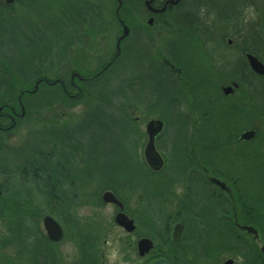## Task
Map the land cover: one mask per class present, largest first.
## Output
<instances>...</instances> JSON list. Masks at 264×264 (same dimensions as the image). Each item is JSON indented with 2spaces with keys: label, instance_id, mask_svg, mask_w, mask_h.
Masks as SVG:
<instances>
[{
  "label": "trees",
  "instance_id": "1",
  "mask_svg": "<svg viewBox=\"0 0 264 264\" xmlns=\"http://www.w3.org/2000/svg\"><path fill=\"white\" fill-rule=\"evenodd\" d=\"M2 1L0 0V3ZM218 1L213 2L218 5ZM121 2L119 8L117 0H53L49 6H46V0H13L10 4H0V111L2 113L19 112L21 106H26L28 109L27 99L37 96L44 89L47 91L42 97L41 106L46 108L61 99H67L70 102L78 101L80 96L92 101L89 102L88 109L81 118L64 130L63 136L54 137L58 149L50 150L48 143L41 146L37 144L36 149L27 147L28 152L24 161H18L11 172L0 168L1 173L7 175L10 172L20 181V187H31L42 201L48 203V206L55 204L50 198L55 196L56 203L68 211L72 208L73 197H77V194L75 171L72 169L65 147L68 146L71 149L74 143H78L83 151L84 166L81 177L86 180L85 182L95 184L99 190L114 191L115 196L122 202L120 193L127 191L142 193V207L146 203H158V207L154 214L150 215L149 220L138 219L143 231L152 238L155 235L156 240L164 244V249H168L161 255L154 250L152 255H149L150 258L164 257L170 264H212L209 261H213L220 255L233 253L243 259L242 264H259L260 259L261 264H264V254L260 253L257 246L250 245L249 248V245L240 239L238 230L231 223L223 222L222 218L226 211L233 210V212H239L235 218L238 222H255L259 211H261V218L264 216V190L261 192V188H264L262 187L264 186V164L259 167L258 175L254 178L250 177L251 182L247 188L242 185L244 179L241 176L228 175L229 180L233 181L237 187V191L234 190L236 199L233 195L229 198L232 201L226 198L229 203L224 198H217L215 192L209 190L208 181L204 182L201 179L199 181L191 173L193 162L195 164L202 162L209 166L213 173L220 174L223 171L217 166L209 150L224 146L235 149L238 145L236 134L242 129L253 128L255 121L259 122L261 130L263 129L264 75L259 76L250 69L245 53L257 56L264 63V6H260L257 0H247L238 4L236 9L234 6L226 5L229 10L224 11L222 10L224 4L219 7L220 10H216L213 9L212 2L209 5H203L200 0H180L176 7L166 11L165 13L168 12L173 17L175 23L173 33L177 35L176 40L167 50L166 57L170 63L180 69L179 78L173 80L170 85L159 81L155 74L144 70V67L154 60L151 53L141 58L137 56L133 62H130L127 59L130 53L125 47H122L117 57L102 74L82 82L76 98H70L60 86L49 84L54 79H49L47 75V72L51 70L49 60L52 62L57 60L55 65H62L60 55L63 54L62 58L65 60V54L72 43L80 42L77 30L81 27L78 20L83 13L82 9H85V18H87L84 24L92 39L90 30L99 24L98 20L108 7L111 9L110 17L113 23H116L118 17L128 18L126 2L125 0ZM247 4L257 12V19L254 20L255 22L249 21L240 29L237 22L239 19L243 22L240 15ZM22 7L25 8V12L21 10ZM40 8H43V11H40ZM114 10H117V14ZM199 11L204 17L210 16L212 19L216 17L211 27L218 34L219 39L223 40L227 36L225 33L227 29L232 28V35L241 44L237 59L230 61L225 55L217 56L213 55L212 51L205 52L203 46L207 43H202L198 36L193 34L198 26L207 29L210 27L199 16ZM6 36L8 38H5ZM181 37L186 39L194 37L196 41V46L193 50L191 49L190 61L187 58L184 60V56L178 52L182 43ZM201 47L204 52L203 59H194L197 57L196 51L199 52ZM207 60H210V63H207ZM46 62L49 64L45 65ZM135 66L142 67L144 72H137L136 77H133L134 74L130 72L131 77L127 78L128 69ZM161 66L167 69L163 62ZM62 68H66L64 63ZM167 71L169 76L175 75L168 69ZM91 74L84 75L88 77ZM180 82L187 89L189 88L191 110L196 115L197 123L195 122L194 125L196 131L193 130L194 137L193 140L190 139L189 123L185 121L182 125L186 132L184 139L186 152L181 151L177 158L168 155L166 167L164 166L160 172H153L139 154L140 136L130 108L135 109L139 105L143 107V110L146 109L145 115L154 114L157 117H163L160 109L166 103L173 104V101H169L168 98L175 93ZM216 82H235L238 85L236 96L240 101H232L222 109L219 108L228 98L222 95ZM209 84L211 89L207 90L206 86ZM35 87L36 90L32 92ZM135 87L139 91V97H132L136 100L128 99L126 88ZM146 90L149 98L145 101L143 98L147 94ZM216 94L220 95L219 100ZM222 114L228 119L224 123V128L218 130L222 137L214 136L212 139V135H209L211 121L214 117L218 120ZM229 133H231L230 137ZM161 139L162 137L158 141L160 142ZM261 140H264V134ZM165 150L169 154L166 146ZM171 168L174 169V174L168 177L170 182H167L168 178L167 180L164 178L163 181L158 179V175ZM180 181L184 182L185 198L179 202L178 214L184 220L186 228L182 244L174 246L170 240L171 228L167 221L168 216H163L161 207L169 198L173 186ZM151 182L157 189L153 193L147 189V185ZM199 182H204V187H208L205 188L204 197L207 205H203V209L206 208L203 214L195 212V202L192 199L196 184ZM68 188L73 190L70 197L67 195ZM6 194L8 192L3 187L0 199H6ZM20 195L16 192L11 196L15 201L9 203V206L8 203L5 204L8 213L16 214L9 223V242L17 244L26 251L24 258L26 257L28 264L38 262L59 264V257H56V252L53 251L55 243L50 242L45 232L37 231L35 224L30 222L31 207L27 205L24 216L18 214L22 211L21 206L17 205L20 203L17 202ZM24 196L27 199L33 197L28 193ZM247 213L251 220L249 217L247 219ZM209 226L212 230L208 228ZM206 235L205 240L203 236ZM79 237L75 243L78 250L77 264H98L96 245H94L98 240L97 233L85 230ZM200 240L202 242L205 240L206 243L204 241L203 244ZM199 244L200 251L196 246Z\"/></svg>",
  "mask_w": 264,
  "mask_h": 264
},
{
  "label": "rangeland",
  "instance_id": "2",
  "mask_svg": "<svg viewBox=\"0 0 264 264\" xmlns=\"http://www.w3.org/2000/svg\"><path fill=\"white\" fill-rule=\"evenodd\" d=\"M51 1L53 2V0H46V6H49ZM213 1L216 0H200V2H203V5H209L212 2L213 9L216 10H220L219 7L223 4L225 5V3L228 6H234V8L236 9L238 7V4L244 3L247 0H219L218 5L214 4ZM125 2L127 5L126 14L128 18L123 19L120 17V19L124 20L126 24H144L146 19L148 18V13L143 5V0H125ZM257 2L260 6H264V0H257ZM3 3H5V0H3L0 4ZM108 9L103 11V18L101 17L98 20V22L102 21V25H95V29L90 30L92 39H90L87 26L86 24H84L87 18H85V9H82L83 13L80 15V18L78 20V23L81 25V27L77 30V36L79 35L78 37L80 39V42L82 41L83 43H72L71 47L68 49L69 51H67L65 54V60L67 61L63 60L62 54L60 55L61 62H68V64L74 67H78L84 74L97 72L101 68V65L98 63L101 62L102 59H105L104 61H106L112 55V53L114 52L113 50L115 46V38L119 33V27L117 25L118 23L116 24L112 22V19L110 17L111 9ZM21 10L23 12L26 11L24 7H22ZM40 11H43V8H40ZM198 14L202 17L203 21L210 26L208 27L209 29L198 26V28L193 31V34L197 35L202 43H207L203 46L205 52L212 51L213 55L215 54L217 56L225 55L230 61L237 59V55H239L238 49L240 48L241 44L240 41H238L237 38L232 35V28L229 27V29H227L228 31L225 32L227 36L223 40H221L219 39L218 34L211 27V25L213 24L212 21H214V18L216 20V17H213V19L210 16L204 17L200 11L198 12ZM240 17L242 18L243 22L239 19V22L237 23H239L241 29L246 26L244 24L257 19V12L254 8L249 7V5L247 4L243 9ZM174 25L175 23L173 21V17L167 12L161 16V19L158 21V24L155 28V30L161 31V37H154V31L148 30L143 35V41H140L139 39L137 40L136 38L134 39L132 35V37H129L124 44V47L130 53V55L127 56V59L130 62H133V60L137 56L141 58V56H147L148 53H151V57L154 60L150 61L148 66L144 67V70L148 71L149 73L151 72L155 74L156 78L166 85L167 83H169L170 85L173 80L179 78V76H168L165 69H163V67L161 66L163 59L169 61L166 57V52L177 37L176 33H173V31L175 30ZM143 33L144 32H142V34ZM5 38L8 37L6 36ZM193 38L186 39L184 37H181L182 43L181 47L178 49V52L184 56V60L185 58H187L188 61H190L189 57L191 56V51L193 50L194 46H196V41ZM198 47H196V50H198ZM203 47H201L199 52L196 51L197 57H194V59H203ZM2 53H5V51H2ZM49 63L46 62L45 65H51V70L47 72L49 79H51L57 75H54V73L59 74V71L57 70L59 69V67L62 68L63 63L62 65H55V62H52L51 60H49ZM207 63H210V60H207ZM144 70L142 67L138 66L129 68L128 72L126 73V77H131L129 74L130 72L134 74L133 77H136L137 72L141 71L142 73L144 72ZM64 79L67 80L66 77H64ZM216 83L218 87H223L229 84L222 82ZM216 83L213 84L216 85ZM209 86L210 84L206 86L207 90L211 89ZM178 89L180 90L178 91ZM46 91V89H44L43 91L41 90L37 96L29 97L27 99L29 108L27 109L26 106H23L24 113L16 120L13 128L5 132H0V168H4L6 171L10 172L13 171V169L17 166L18 161H24L28 152L27 147L30 146L36 149L38 148L37 144L41 146L44 143H48V148L50 150L58 149V145L54 137L58 135L63 136L64 130L75 124L88 109L89 102H92L91 100L81 98L80 96V99L78 101L70 102L67 99H61L57 100L55 103L53 102V105L51 107L46 108L44 106H41V100ZM125 91L128 99L136 100L133 99V96H135L136 98L139 97V91L136 87L132 89L126 88ZM176 91L172 96L168 98L169 101H173V104L168 105V103H166V105L162 109H160V112L163 115L161 119L164 121V129L160 135V137H162L161 141H156V149L163 157L165 167L167 164L166 158L168 157V155H171L173 158H177V155H179L181 151L186 150L184 142L186 132L184 131V127L182 125L185 123V121L189 123V138L193 140L194 137L193 129L196 122V115L191 110L192 103L189 95V88L187 89L186 86H184L183 83L180 82ZM71 92L75 93L74 91ZM146 93L147 94H145L143 98L145 101L149 98V93L147 90ZM213 95L215 94L213 93ZM236 95H234L231 99L223 101L219 108L222 109V107L231 104L232 101L239 102L240 100ZM216 97L217 100H219L220 95L216 94ZM214 109L215 114L217 105L214 107ZM144 110L143 107H140L139 105L135 109L130 108V111L138 119V121L136 122V127L137 132L140 136L139 154L142 157L143 149L147 139L145 133V124L151 118H160L154 114L145 115L146 113H144ZM227 121L228 119L226 117H223V114L218 118V120H216V118L214 117V119L211 121L212 126L209 131V135H212V139L214 136H216V138L222 137L220 131L218 130L224 128V123ZM252 129L256 131L257 138L253 141L238 144L236 145L235 149L224 146L212 151L209 150V153L212 156L213 160L223 171L216 176L227 183V185L232 190L231 194L233 195L234 199H236L237 197L234 192V190L237 191V187H235L233 181L229 180V176H231L232 174L241 176L242 179H244L242 185L247 188V185L251 182L250 177L254 178L256 175H258L260 173L259 167H262L264 164V140H261L264 134V126L261 130V124L255 121ZM73 145L74 146H72L71 149H69L68 146L65 145L67 146L65 148L68 151V156L72 163V169L75 171V190L77 194V197H73L74 203L72 205V208L68 211L63 206H60L56 203L55 196H50L55 204L48 206V203L46 201H42V199L37 194H35L34 190L31 187H20V181L14 178L10 172H8L6 175L2 174L0 171V188L2 190V188L4 187V189L8 192V194H6V199H0V264H28L26 257L24 258L26 251H24V249L22 250V247L17 246V244L9 242V223L12 220L11 218L15 217L16 214L8 213V210H6L5 208V204L8 203L9 206V203H13L15 201L13 198H11V196H13V194H15L16 192L21 194L19 196V199L17 200V202L20 203H17V205L21 206L22 211H20V213L18 214L24 216L27 205L30 206L32 219L30 222L35 224L37 231L43 232L41 217L45 214L52 216L63 228V239L53 246V251L56 252V257H59V264H77L78 250L75 243L80 238L79 235H83L85 230H87L88 232L92 230L97 233L98 240L94 245H96L98 264H107L106 251L108 240L113 236L114 233H117V230H119L118 238L120 239V253L125 264H142L144 262V259L147 258L139 257L137 251L135 250L136 240L140 237L151 238L156 247L155 252H157L158 255H161L164 253V251H167L168 249H164V244H162L161 241L156 240L155 235L153 238L150 237L149 234L143 231L142 225L138 222V219H141L142 221L149 220L150 215H153L156 208L158 207V203H154L156 205L152 203H146L142 207V193H132L127 191L122 192V194L120 193V197L122 198L125 205L124 207L126 208L124 209V212L129 217L134 219L137 226V229L132 233L124 231L114 222V215L117 212V207L111 203H104L101 200L102 194L109 189L99 190L95 184L85 182L86 180L82 179L81 176L84 166L83 151L78 143H74ZM165 146L167 147L169 154L165 150ZM193 163L194 164L191 167V173L196 179L197 176H199L197 172L198 166L197 163ZM173 174L174 169H167L161 175H158V179L163 181V179L165 178V180H167V178H170ZM262 176L263 172L261 170V178ZM201 178H203L201 180L205 182V178ZM167 182H170V180ZM204 182H199L198 184H196L195 193L193 194L192 198L195 202V212L202 214L206 210V208L203 209V205L206 204L204 197L205 188H208L204 187ZM183 184L184 182L180 181L178 184H175L173 186L169 198L164 201L161 207L164 214L163 216H168L167 221H169L170 223V228L175 222L184 223V220L181 219L178 214L179 202L185 198V187ZM153 185V182L147 185V189L150 193H153L157 190ZM210 188L213 189L211 186ZM263 190L264 188H261V192ZM67 191V195L70 197L73 190L71 188H68ZM26 193L33 197L31 199H27V197L25 198L24 195H26ZM254 193H257V189L254 191ZM215 194L217 193L215 192ZM219 194L221 193L219 192ZM221 195L222 196L217 194L216 197L224 198L227 203H229L228 200L230 199L228 198V193L222 192ZM140 209L141 211H139ZM226 212L229 213L227 214L228 216L232 217V211ZM248 217L249 213H247V219ZM240 218L242 219V217ZM249 219L251 220V217H249ZM253 219H255V217H253ZM248 224L254 225V229L257 230V233L258 231L262 232L263 236L261 237V245H259L258 237L256 239L253 236H250L249 234L241 231H238L237 233H239V236H241L240 239L243 240L246 245H249V248L250 245H256L259 249L262 245H264V216L261 218V225L259 224L258 219L255 220V222ZM184 226H186L185 223ZM210 227L211 226H209L208 228L211 229ZM203 237L206 240L207 235ZM200 241L204 244V241ZM69 245H71L75 249L74 253L68 251ZM196 246H198V250L200 251L201 245L199 244ZM23 248L25 247L23 246ZM231 258L237 259L236 264H242V261L238 258V256L233 253L220 255L218 258L212 261V264H224L226 260ZM37 264L40 263L38 262ZM43 264L48 263L44 262Z\"/></svg>",
  "mask_w": 264,
  "mask_h": 264
},
{
  "label": "flooded vegetation",
  "instance_id": "3",
  "mask_svg": "<svg viewBox=\"0 0 264 264\" xmlns=\"http://www.w3.org/2000/svg\"><path fill=\"white\" fill-rule=\"evenodd\" d=\"M144 1V0H143ZM168 1V0H153L152 2V7L153 8H161L165 2ZM180 2V0H179ZM178 5L175 4V5H171L169 6V4H166V8L163 12H159V13H152L150 11L147 10V13H148V18L146 19L145 23L144 24H126L123 20H121L120 18H117L116 19V24L118 25L119 27V33L117 34L116 38H115V46H114V52L112 53V55L106 60L104 61L105 59H102L101 62H99L98 64L101 65V68L97 71V72H93L91 75H89L88 77L84 75V73L82 71H80V69L78 67H74L70 64H68V62L66 63L65 61V67L66 68H60L57 70L59 71V74L56 73L55 77H53L54 79L50 82H52V85H58L60 86L63 91L70 97V98H76V96L78 95V92L81 88V84L82 82L84 83L85 81H88L89 79L91 78H94L96 77L97 75H100L102 74L111 64V62H113V60L117 57L118 53L121 51L122 47H124V44L125 42L127 41V39L129 37H132L133 35V38L135 39H139L140 41H143V35L148 31H154V37H161V31L160 30H155L156 28V25L158 24V21L161 19V16L166 12V11H170L172 10L174 7H176ZM226 9V10H225ZM224 11H227L229 10V7L226 6V4L223 6V9ZM117 11V10H116ZM115 12V14H117V12ZM224 14V13H223ZM98 25H102V21H99V24ZM134 25V26H133ZM126 26L127 29H128V33L127 35L122 39L120 40L119 42V51L117 50L116 48V42L119 38V36L122 34L123 32V27ZM95 29V28H94ZM142 32H144L142 34ZM89 34V33H88ZM141 37V38H140ZM246 54L245 53V58H246ZM257 57V56H256ZM163 59L162 62L164 63V65H166L167 69L169 71H171V73L175 74L174 76H179L180 74V69L179 68H176L172 63H170L169 61ZM247 60V59H246ZM57 63V61L55 62ZM248 63V62H247ZM165 69V68H164ZM167 69H165L167 71ZM251 69V68H250ZM168 72V71H167ZM64 73V74H63ZM168 75V74H167ZM169 76V75H168ZM261 76V75H260ZM64 77L67 78V80L64 79ZM37 84V83H36ZM38 85V84H37ZM36 85V86H37ZM220 89V92L222 93V95L225 97V98H228V99H231L234 95L237 94L238 92V85L237 87L233 90V92L226 96L224 95L223 93V90H222V87H219ZM71 91H74L75 93H72ZM145 116V115H144ZM20 117L19 115V112L18 111H12L11 113H2L0 111V132L1 131H5V128L8 126L9 122L14 120L15 123H16V120ZM160 119L162 122H163V129H164V121L161 119V118H158ZM134 121L137 122L138 119L136 116H134ZM248 128H245V129H242L240 130L237 134H236V142L238 144H241V143H246V142H249V141H253L256 139V134L253 138L249 139V140H246V141H239L238 138L240 136V134L247 130ZM196 131V129H193ZM163 131V130H162ZM162 133V132H161ZM160 135L159 134L156 138V141L160 138ZM229 137L231 136V133H229L228 135ZM232 147H234V145H232ZM197 169H198V175L196 179H203L201 177H204L206 181H208V183L210 184V186L213 188L211 189L209 187V190H212V191H215L217 192L218 195L222 196V192H226L228 193V198H232V194H231V189L230 187L227 185V183L225 181H223L225 183V187L224 188H221L220 186L216 185L212 179L213 178H216V179H219L216 175V173H213L212 172V169L205 165L204 163L202 162H197ZM216 172V171H215ZM221 180V179H219ZM219 192L221 194H219ZM216 194V195H217ZM215 195V196H216ZM117 206V205H116ZM125 206V205H124ZM118 207V206H117ZM119 210V208H118ZM227 214H229L228 212H225L224 215L222 216L223 219V222H225L226 224H230L233 225V227H235L238 231H241V232H245L247 234H249L250 236H253V234H250L248 233L246 230L242 229V226H252L254 227V225L252 224H248V223H245V222H238L237 220H235L236 218V215L238 214V212H231L232 214V217L228 216ZM43 218V217H42ZM258 220H259V224L261 225V211H259V215H258ZM135 222V221H134ZM182 223V222H181ZM183 224V231H182V238H183V233H184V223ZM64 231V230H63ZM258 242H259V245H261V231H258ZM54 243V242H53ZM56 244V243H55ZM155 247V246H154ZM136 250V248H135ZM155 249L153 248V250L151 251V255L153 253ZM237 255V254H236ZM238 256V255H237ZM143 258V256H141ZM161 257H157V258H150V257H147L146 259H144V262L142 264H150L152 263L153 261H156L157 259H160ZM239 258V256H238ZM232 259V264H236V261L237 259ZM230 259V260H231ZM240 259V258H239ZM238 259V260H239ZM241 260V259H240ZM209 262H212V261H209ZM242 262H243V259H242ZM210 264V263H208ZM259 264H261V259H260V262Z\"/></svg>",
  "mask_w": 264,
  "mask_h": 264
},
{
  "label": "water",
  "instance_id": "4",
  "mask_svg": "<svg viewBox=\"0 0 264 264\" xmlns=\"http://www.w3.org/2000/svg\"><path fill=\"white\" fill-rule=\"evenodd\" d=\"M13 0H5L7 4H10ZM179 0H168L165 2V4L161 8H153L152 2L153 0H144L143 5L146 10L152 12V13H159L163 12L166 8V4L175 5L178 3ZM118 8L121 6V0H117ZM128 33V29L126 26L123 27V32L119 36L117 42H116V48L119 51V42L122 40ZM246 59L248 62L249 67L251 70L256 73L257 75H264V63L260 61L256 56H254L251 53L246 54ZM237 87V84L235 82H232L230 84H227L222 87L224 95L228 96L230 95L233 90ZM35 89L32 91L34 92ZM24 113V107L21 106V112L20 116H22ZM14 120L11 122V124L6 127V129H10L14 126ZM163 127V122L160 119H150L145 126V131L147 134V141L145 143L144 149H143V158L146 163V165L153 171H158L163 166V158L159 154V152L155 148V139L160 134ZM255 130L253 129H247L243 131L238 140L239 141H246L255 136ZM212 181L220 186L221 188L225 187V183L219 179L213 178ZM1 194V190H0ZM102 201L104 203H112L118 206L119 210L114 215V222L120 226L122 229H124L126 232H133L136 229V225L134 223V220L132 218H129L128 215H126L123 211V203L119 201L113 192L106 190L102 194ZM43 228L46 232V235L49 240L53 242H57L63 237V230L61 226L58 224V222L51 217L50 215H45L42 220ZM242 229L246 230L248 233L253 234L254 238L257 239L258 233L257 230L254 229L252 226H242ZM182 231H183V224L181 222H176L173 224L171 232H170V240L172 245L178 246L182 242ZM154 247L153 241L148 237H141L136 242V249L137 254L139 256H144L152 250ZM260 251L264 254V245L261 246ZM231 260H227L225 264H231ZM150 264H170L169 261L165 258L157 259L156 261H153Z\"/></svg>",
  "mask_w": 264,
  "mask_h": 264
},
{
  "label": "clouds",
  "instance_id": "5",
  "mask_svg": "<svg viewBox=\"0 0 264 264\" xmlns=\"http://www.w3.org/2000/svg\"><path fill=\"white\" fill-rule=\"evenodd\" d=\"M118 232L119 230H117V233H114L108 240L106 251L107 264H125L120 253V239L118 238ZM68 251L74 253L75 249L69 245ZM240 259L242 261V258Z\"/></svg>",
  "mask_w": 264,
  "mask_h": 264
}]
</instances>
